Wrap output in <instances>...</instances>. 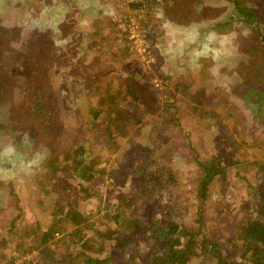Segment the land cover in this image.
Listing matches in <instances>:
<instances>
[{
    "label": "rangeland",
    "instance_id": "obj_1",
    "mask_svg": "<svg viewBox=\"0 0 264 264\" xmlns=\"http://www.w3.org/2000/svg\"><path fill=\"white\" fill-rule=\"evenodd\" d=\"M47 2L0 0V235L6 230L11 235L0 252L16 256L19 263L30 264L34 258L35 264H51V253L42 256L35 247L21 253L16 237L24 234L30 239L36 233L35 217L48 222L55 212L61 213L59 207L64 210V203L72 200L86 217L87 225L84 221L81 225L88 236L93 234L92 228L106 227L112 237L130 234L134 238L124 246L109 244L94 254L109 255L110 264H148L152 239L147 220L161 216L172 201L179 210L175 217L190 222L198 162L212 156L225 165V172L210 181L208 209L246 208L251 199L248 185L263 192L264 0L240 2L254 11L248 17L233 0L138 2L134 8H139L140 23L147 29L152 47L149 55L142 54L124 34L126 63L118 65L129 66L128 82L120 78L119 71L96 70L98 64L93 61L99 56L82 55L87 60L83 68L80 29L69 21L67 26L56 24L72 31L77 42L73 51L75 44L65 46L51 29L52 7L44 4ZM53 3L60 17L65 12L67 16L79 12L72 2ZM98 4V12L92 7L88 14L87 8H81V17L99 16L102 22L96 24L101 33L105 27L111 32L119 29V17L128 16V9L133 8L128 0H98ZM39 15L47 18L38 20ZM256 25L261 26V36L255 32ZM94 71L98 77L118 83L116 91L111 90L113 105L121 102V108L127 110L134 106L128 100L132 96L150 109L134 106L123 115L112 110L114 120L109 123L104 119L107 113L94 116L88 103L101 82ZM81 72H89L88 81L82 79L84 84ZM100 103L96 100L98 108ZM127 136H132L131 144ZM74 140L87 141L93 152L106 159L102 167L96 166L98 174L93 177L97 194L72 196L69 189L77 177L68 167L59 169L45 162L56 155L59 158ZM166 166L174 180L172 174V182L144 202L135 194L141 178L165 179ZM130 195L143 200L137 199L130 211H123L133 224L113 230L106 210ZM18 213L19 219L13 221ZM64 241L63 249L79 248ZM20 242L25 245L26 241ZM50 248L54 250L53 242H49ZM4 255L0 264H8Z\"/></svg>",
    "mask_w": 264,
    "mask_h": 264
},
{
    "label": "trees",
    "instance_id": "obj_2",
    "mask_svg": "<svg viewBox=\"0 0 264 264\" xmlns=\"http://www.w3.org/2000/svg\"><path fill=\"white\" fill-rule=\"evenodd\" d=\"M233 2L243 16L253 15V10L247 9L243 4H240L242 0H233ZM120 33L123 36L126 34L121 29ZM88 75L89 73H87V78ZM95 76H99L98 71H94ZM98 79H101L99 86L96 87L99 91L95 89V92L91 94L92 99L88 103L89 111L94 116H97L99 112L107 113L104 119L109 123L114 120V115H111L112 110H117L118 113L123 115L127 110L132 111L134 106L141 110L150 109V105L141 106L143 100L139 101L137 100L138 98L132 96L128 100L134 106H129L127 110L121 108V102H119L120 106L113 105L109 100L112 95L111 90L116 91L118 83L112 81V79L107 80L100 77ZM94 81L92 80L93 83ZM73 93L74 91L68 92V96ZM96 100L101 102L100 108H98ZM138 104L140 105L138 106ZM108 106H112V108ZM101 123L97 122L98 125ZM131 139L132 136H127L128 144H131ZM87 143V141L74 140L71 148L64 149L59 158L56 155L54 159L50 157L45 161L46 163L58 165L59 169L68 167L69 172L77 177L75 186L69 189L72 196L75 194L84 196L97 194L93 177L98 174L96 166L101 165L102 167L106 159L102 160V155L93 152L95 150L88 147ZM54 160L58 161L55 162ZM223 165L215 156L199 160L196 183L193 190V194L196 197L195 211L193 212L194 217L190 222H185L175 217L179 210L172 201L166 211L162 212L161 216L157 218L150 217L147 220L152 239L148 264H264V190L262 192L258 186L248 185L251 199L246 208L231 211L208 209V205L211 203L209 194L210 181L214 175L225 172V165ZM164 171L165 173L167 172L165 179L161 177L152 179L148 175L141 178L139 190L135 194L146 202L151 198L150 196L166 188L172 182L171 176L173 173L167 166L164 167ZM172 177L174 180V174ZM44 193L46 194V191ZM134 195L127 197V200L121 199L119 202L108 206L106 210L107 220L109 226H114L113 230L119 229L120 225L130 227L133 224L132 220L123 211H130L137 199L143 202L141 198H137ZM57 198L54 199L58 204L61 198L60 194L57 195ZM123 198L125 197L123 196ZM55 202L53 201V203ZM64 204H67L65 209L63 210L62 207H59L61 208V213L55 212L48 222H43L35 217L38 225H34L37 227L36 233L30 239L27 240L24 234L16 237V244L18 243L17 245L22 249L21 253L26 252L27 249L32 250L35 247L42 256L51 253V264H110L109 255L99 256L94 254V252H102V250L108 248L109 244L121 247L128 242L134 241L130 234L123 237H112L106 227L105 229L98 228L96 230L92 228L93 234L88 236L82 229L83 224L81 225L83 221L87 225L86 217L75 208L72 200ZM18 215H21V213L15 214L13 221L16 218L19 219L20 216ZM41 222L44 226H42ZM139 223L142 222L139 220ZM69 226L73 227L67 233H64L63 231ZM58 234L59 236L56 237ZM10 237L8 230L1 232L0 249L6 247V242ZM111 239H114V241L109 242ZM21 240L26 241L25 245H23L24 242H20ZM64 240L79 245V248L68 247L63 249V242L66 243ZM49 242L54 243V250L49 249ZM2 255L4 253L0 252V257ZM5 257L8 259V264H24L25 262L22 260L19 263L14 255L11 257L6 255ZM35 263L36 260L34 258L31 259L30 264Z\"/></svg>",
    "mask_w": 264,
    "mask_h": 264
},
{
    "label": "crops",
    "instance_id": "obj_3",
    "mask_svg": "<svg viewBox=\"0 0 264 264\" xmlns=\"http://www.w3.org/2000/svg\"><path fill=\"white\" fill-rule=\"evenodd\" d=\"M60 1H64V2H72L74 3V7L79 11L76 14H73L71 16H67L66 12L63 14L62 17H60L59 14H57V8L54 6L53 0H48L47 5H50L51 8V15L52 17L49 18L48 23L54 25V28H51L54 30V32L57 34V37L59 38V41L61 43H64L65 46H71L74 45V48H71L73 51H75L77 42L73 39H75L74 35L72 34V31L70 30H65L64 28L62 29L61 25H56L58 24V22L60 23H64L66 26L68 25V21L70 23H75L77 25V27L80 30L78 31V42H79V54L81 55V60L79 59L80 64H84L87 63L84 62L82 60L83 56L86 55H91V56H99L96 60H94L93 62H96L98 65L96 66V70H107L110 72H115V71H119L121 72L122 76H120L121 79L127 80L128 82V74L130 72L129 70V66L128 68L126 66H121V68L119 67L118 64H121L122 61L125 59V49L128 50V47H125L126 44L124 45L122 41L123 39V35L120 33V30L117 29L115 27L114 32H111V28L107 29L106 27L104 28V31L101 33L102 28L97 27L96 23H101L102 20L99 18V16L93 17V16H86L83 14V16L86 17V19H84L83 17H81V13H82V9L85 10V8H87V13L89 14L90 11L92 10V7H95V10L98 12L99 9V4H98V0H56V3ZM37 3L39 5H41L40 1H37ZM37 5V4H36ZM104 5H106L104 3ZM131 5V4H130ZM38 6V5H37ZM53 17H58L60 19L57 18H53ZM47 17L44 15H39V19L41 21H45ZM97 20L99 22H97ZM101 20V22H100ZM43 24V23H40ZM95 27V29H92L91 27ZM63 26V25H62ZM101 33L100 36H98L99 33ZM117 33V34H116ZM70 41V42H69ZM107 41L106 47L102 48L101 45L103 44V42ZM74 43V44H73ZM125 43V42H124ZM62 44V46H64ZM123 48V49H122ZM83 55V56H82ZM83 68H85L82 65ZM86 71V70H85ZM79 75V77L84 80L88 81L87 78V73H83ZM89 73V72H88ZM104 74L101 73V76H103ZM104 78V77H101ZM83 83V81H82ZM84 84V83H83Z\"/></svg>",
    "mask_w": 264,
    "mask_h": 264
},
{
    "label": "built area",
    "instance_id": "obj_4",
    "mask_svg": "<svg viewBox=\"0 0 264 264\" xmlns=\"http://www.w3.org/2000/svg\"><path fill=\"white\" fill-rule=\"evenodd\" d=\"M143 0H128V2L133 6V8H129L130 13L128 16L123 15L121 18V31H124L131 43V45L136 48L139 52L145 55H149L151 53L150 47H152V44L149 42L147 38V29L141 25L140 18L138 16V10L139 8H134L138 5V2H142ZM133 3H136V5H133ZM145 6V3L142 5ZM151 57V56H150ZM149 60L152 61L153 58H150Z\"/></svg>",
    "mask_w": 264,
    "mask_h": 264
},
{
    "label": "flooded vegetation",
    "instance_id": "obj_5",
    "mask_svg": "<svg viewBox=\"0 0 264 264\" xmlns=\"http://www.w3.org/2000/svg\"><path fill=\"white\" fill-rule=\"evenodd\" d=\"M260 25H261V23H260ZM256 27H257V31H255L253 28H252V30H254L257 34H259L261 36V34H263L262 32H260L261 26L256 25ZM261 37L264 39V35H262Z\"/></svg>",
    "mask_w": 264,
    "mask_h": 264
}]
</instances>
